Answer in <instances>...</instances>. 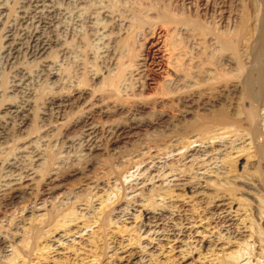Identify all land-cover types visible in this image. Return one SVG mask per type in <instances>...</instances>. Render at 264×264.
<instances>
[{
    "label": "rangeland",
    "instance_id": "obj_1",
    "mask_svg": "<svg viewBox=\"0 0 264 264\" xmlns=\"http://www.w3.org/2000/svg\"><path fill=\"white\" fill-rule=\"evenodd\" d=\"M136 1L139 5L144 4L142 8L145 10L149 9V5L152 6L148 14L150 17L152 15L153 24L152 22L146 24L140 32L131 25L135 18L134 11L140 7L136 5ZM163 7H168L174 12L176 10L175 13L184 11L191 17L196 16L195 18L205 21L217 32L234 34L238 30L242 31L244 36L242 34L239 42L242 44L239 49L243 58L245 56L246 63L248 62L247 67L264 61V45L261 46V34L264 32V0H0V101L10 96L8 98L12 97V101L15 99L14 103L12 102L16 107L14 110L23 108L17 111V116V112L13 113L12 108L8 109L11 103L7 102L0 107V131L2 132V134L0 132V148L2 145L4 148L7 144L9 146L13 143L21 147L19 149L21 152L17 153L18 156H13L14 159L11 158L10 163L15 161L19 168L24 166V163H29V156L35 149L33 141L37 139L38 134L32 132L33 125L24 124L28 115L32 118V114H35L33 113L35 106L36 112L40 109L37 125L40 124V127H43L42 130L50 131L53 129V125H50L51 112H53L50 109L53 106L49 101L53 95L57 96L56 93L68 94L63 96L67 99L70 97L69 91L72 92L71 96L77 98L81 107L86 106V109L90 106V102L93 100L96 102V98L100 95L93 94L96 83H90L93 85L89 87L80 86L77 78L86 68L90 70L92 60L98 52H104L106 49L116 51V41L118 44L122 37H126L132 31L138 32L136 47L141 53L139 63H144L141 64V69L150 83V89L143 91L144 97H155L156 93L161 92L159 86L164 81H168L169 74L173 72L168 61L169 55L180 52L175 51L171 45L174 41L173 34L175 35L178 29V32L185 37L188 34L193 35L191 30L188 32L182 26L154 21V18H160ZM211 34L213 32H209L206 37H198L196 34L198 38L194 39L191 36L188 38L193 43L201 42L195 52L209 47V50L216 53L214 50L217 49L218 42L217 40L215 42V34ZM203 37L207 40L205 41ZM109 39H111L110 42ZM225 54L230 53L225 52ZM65 68H71L69 69L71 75L68 72L67 76L65 75L63 71ZM105 70L106 68L104 72ZM53 75L55 76L52 77ZM237 83V80L229 84L222 83L213 95L207 92L203 101L211 109L209 112L201 109L204 104L199 106L202 99L199 100L196 96L192 114H184L185 117L180 116L175 110L166 107L165 109L161 106L162 104L156 108L153 104L133 108L129 107L127 101L122 106L123 110L120 111L122 113L114 117L103 119V116L96 115L95 122H100L98 125L101 128H107L117 121L136 122L151 119L157 115H162L163 120L159 123L160 125L153 124L141 130L128 127L129 133L112 141L102 139L101 148L95 150L91 156L89 154L92 151L87 150V147L84 148L86 149L84 152H79L80 148L77 145L79 140H76V145L67 143L72 138L76 139L85 130L84 125L88 120L84 117L85 115L82 117L81 113L79 114L81 108L78 109L75 106L76 103H73L72 110L73 106H69L67 110L70 111V116L72 115V122L82 119L75 125L71 123L72 127L63 128L62 134L56 136V140L53 139L52 146L56 145H54L56 152H63L59 155L63 161L55 164L57 166L55 169L59 170H55L54 173L61 172L66 175L70 173V175L65 180L56 181L53 189H50L51 185L47 186L52 179L45 178L41 181L40 175L37 174H33L26 180L25 188L19 185H14L15 189H20L17 191L12 190L11 186L5 187L8 188L6 190L3 188L0 199L3 198L0 201L13 194L16 198H8L10 202L7 206L1 205L3 208L0 210V264L10 262V257H13L15 253V246L23 245V240L31 237L32 227L40 225L48 211L58 214L57 212L75 210L78 219L68 222L66 229L51 232L48 238H41L38 249L42 248V251L36 250L28 256L21 254L17 262L96 264L94 253L96 251L101 253L104 245L103 247L108 248L106 247L105 253L101 255L102 264H218L221 258L227 256L226 258L229 259L228 255L231 252L240 248L250 249L254 237L250 236L253 230L249 227L251 217L249 208L256 194L243 187H235L238 183H234L231 188L232 193L235 192V194L231 195V192H225L213 185V181H205L206 176L214 180L220 176L221 179L233 178V176L240 179L242 176L256 175L257 158L253 156L254 149L251 148L253 145L250 136L233 137L235 126L211 128L207 134V137H215L211 140L205 138V134L201 132H192L186 136L180 133L176 136L166 135L170 133V130L177 129L178 125L182 127L195 121L200 115L209 113L211 116L215 110L233 106L238 108L240 99L235 98L233 92L236 85H239ZM258 94L261 123L264 125V86L261 90L259 88ZM219 98L223 99V102ZM36 103L39 105L37 106ZM24 114H27V117ZM56 116L58 114L53 117V123L57 120ZM111 119L114 122L102 123V120ZM47 123L48 127L51 126L50 129L46 127ZM46 131L43 133L41 131L42 134L38 133L43 136L47 133ZM29 132L31 135L27 137ZM13 135L14 137L23 135L20 138L26 136L28 139L23 138L24 140L18 143L12 142L15 141ZM42 144L46 146V143ZM43 145L42 149H44ZM241 147L248 148L250 158L247 152L238 151ZM70 150L71 153L68 154ZM85 153L88 154L85 156ZM20 154L23 157H20ZM81 154L84 157L77 159ZM228 156L236 161L235 168L226 162L229 159ZM100 160L104 164H98L97 161ZM203 161L205 165L202 167ZM186 164L188 167L191 165L195 167L193 170L188 169L185 173L170 170L173 166L184 169ZM255 171L256 174H254ZM162 172L164 175L158 176ZM149 175L155 179L147 181ZM255 177L254 179H258L257 176ZM38 189L40 190L35 198L33 192ZM156 192L161 195H154ZM95 194L97 196H94ZM122 194L124 198L118 203L116 200ZM93 196L94 204L90 207L89 203H86V198ZM100 200L110 205L107 209L114 208L111 210V217L106 219L109 225L103 234L99 230L101 225L99 218L102 216L97 214L102 208ZM94 217L95 220L92 221ZM89 218L90 223H87L86 220ZM48 229L49 227L44 231ZM258 245L259 242L252 247L253 252L257 251ZM252 259L253 257L246 255L239 260V263L249 264Z\"/></svg>",
    "mask_w": 264,
    "mask_h": 264
},
{
    "label": "bare ground",
    "instance_id": "obj_2",
    "mask_svg": "<svg viewBox=\"0 0 264 264\" xmlns=\"http://www.w3.org/2000/svg\"><path fill=\"white\" fill-rule=\"evenodd\" d=\"M138 1H140V0H138ZM137 3L138 2L136 1V5L138 6L139 4H137ZM142 5H144V4H142ZM142 5L140 4L139 5L140 7H137L135 9V11H134L135 12L134 13L135 18L133 21L131 20L132 21L131 25L136 29V31H138V29H139V32L141 31L140 30L141 28H143V27L145 28L146 24H149L150 22H152V19H151L152 15L150 17V14H148L149 10H151L150 7H152V6L149 5V9L145 10L144 8H142L143 7ZM146 7L148 8V6H146ZM155 9H156V7H155ZM158 9H160V8H158ZM131 10H132V8H131ZM152 10H153V12H155L154 9H152ZM175 12H177V11L175 10ZM175 12L172 9L165 7L162 12L160 11V13H161L160 18L159 19L154 18V21L157 20L159 22L161 21V23H163V24H174L176 26H182V28L183 27L186 28L188 30V32H189V30H191L193 32V35L188 34L185 37V36H183V34L181 32H178V29H177V31L175 30L176 33L173 32V33H175V35H177V37L173 34L172 39L174 41L171 42V45L175 51L179 50L180 52L179 53L176 52V54L169 55L170 57L168 58V61H169V65H171V67L173 68V72L170 74L168 73L170 79L168 81H164L159 86V89L161 90V92L156 93L155 97H151V98L144 97L143 91H145V89H147V88L150 89V83L147 79L146 74L141 69V64H144V63H139L140 58H141V53H140V49L139 48L137 49V47H136V42H138V41H136V38L138 37V35H137L138 32L135 33L132 31L129 34L127 33L128 35H126V37H122L121 40L118 42V44L116 41V43H115L116 44V51H108L106 49L104 52L103 51L98 52L96 57H94V59L92 60L93 64L91 65L90 70H88V68H86L80 74V76L77 78V79H79V85L80 86L83 85V86L89 87L90 85H93L90 83H92V82L96 83V87L93 89V94H96V95L100 94V95H98L99 97L96 98V102H94V100H93L92 102L89 103L90 106H88V109H86L87 108L86 106L81 107V105L78 103L79 102L78 99L75 98L74 96H71L72 92L70 93V91H69L70 97L67 99L63 97L66 94H64V95L61 94L62 95L61 96V95H58V93H56L57 96L53 95L51 101H49L51 106H53V108L50 109L53 111V112H51V118H50L51 119L50 125L51 124L53 125L52 126L53 129H51L50 131L49 130L46 131V130H42L43 127H40V124H39V126L37 125L38 124V118L40 117V116H38L39 115L38 112L40 109H38V112H36L35 103L32 102V103H34L33 105L35 106L33 109V111H35L33 113H35V114L31 113L32 118L29 117V115L27 117V114H24L27 117L24 125H27L29 123L31 124V126L33 125L32 126L33 128H31V129H33V131L32 130H30V131H32L33 133L37 132V134L39 136V137L37 136V139H34L35 141H33V143H35V149L33 150L32 155L29 156V163L26 162V163H28L27 165H26V163H24L25 165L21 166L19 168L18 167L19 165H17L15 163V161H14V163H10V162H12L11 158L13 156L15 157V155H17L18 152H21V151H19V149L21 147L19 145L14 144V143L13 144L11 143L12 145L8 146L7 143H9V142L6 143L7 146L5 145L6 147H4V148H2L3 147V145H2V147L0 148V193L3 190V188L8 187V186H11L12 190H14L15 189L14 187H16L14 185H19V186L23 187L26 183V180H28L33 174L40 175L41 181H42V179H45V178L52 179L50 182L47 183V186H49V185L52 186V188L50 187V189H53V187H55L54 185H55L56 181L65 180L66 177L68 175H70V173H68L67 175H66V173L62 174L61 172L60 173H58V172L54 173L55 170H59V169H55L57 167L55 164L60 163V161H63L62 157L59 156L60 154L62 155L63 152L62 151L56 152L54 150L55 149L54 147L56 145L54 144L55 146L54 145L52 146V141H54L53 139H55V140L57 139L56 136H59L60 134H62L61 131L63 128L67 129L69 127H72L71 123H73V125H75L76 122H79L80 119H82V118H80L79 120H77V121L75 120L74 122H72V119H73L71 117L72 115L70 116V114H69L70 111L67 109L71 105L73 106V107H71V110L74 109L73 103H76L75 106H77L78 109L81 108L79 114L81 113L82 117L85 115L84 117L87 118L88 120L86 121V123L84 125L85 130H83L79 136L77 135L78 137L76 139L72 138V140L70 139L69 142H67V143H71L72 145H76V140H79V142L77 144V145H79L78 148H80L79 152H84L86 150L84 148L87 147V150L92 151L89 154V156H91V155H93L95 150H98L101 148L102 139L103 140L107 139V141L108 140L112 141L115 138L117 139V138H120L122 136L124 137V135H126V133H129V131H127L128 127H131L132 129L141 130L144 128L151 127V125H153V124L160 125L159 123L162 122V120H163L162 115L156 114L157 116L154 118L151 117V119H142V120L136 121V122L132 121V120L131 121H125V122L124 121L123 122L117 121L116 123L111 124L107 128L104 127L105 128L104 129V128H101L100 125H98L100 122H95V117L103 116V119L107 118V117L111 118V117L118 115L119 113H122L120 111L123 110L122 106L125 105L124 102H126V101L130 105L129 107H133V108H135L136 106L139 107V105H141V107H144V106H147L148 104H153L154 108H156L162 104L161 105L162 107H164V108L166 107V108H169L171 110H175V111L179 112L180 116L185 117L184 114H186V115L192 114V107H193V104L195 103V97L196 96H198L199 100L202 99L201 103L199 104V106H202V104L205 103L203 100H204V97L207 94V92H210L209 94L213 95L218 90V87L222 83L229 84V83H231V81L237 80L238 81L237 84H239V85H236V88L233 89V92L235 93V95H234L235 98L237 97L240 99V103H239L240 105L238 104L239 105L238 108H236L234 106L233 107H227V108L220 109L218 111L215 110V113H213L211 116L209 115V113H206L205 115H200L199 118L196 119L195 121H192L189 124L187 123L185 126H182V127L178 125L177 129L175 128V130H173V129L170 130V133H166L168 131H166L165 133H166V135L173 134V136H176L177 133H180L181 135L185 134V136H186L187 134L192 133V132H201V133H204L206 135V136L204 135L205 138H207V139L209 138V140H211V138L212 139L215 138L214 136L213 137H210V136L207 137V134L210 132L211 128H213L215 126H220L222 128H226V127L229 128L231 126H235L236 130L233 132V134H234L233 137L234 136H236V137L241 136L240 138H243L245 136H250L249 138L251 140V144L253 145L251 148L254 149V155L253 156H255L257 158V164L256 165H258V171L255 169L257 171V174H256V171L254 172V174H256V175H254V176L252 175V177L250 175L242 176V178H240V179L237 178L236 176H233V178H224L223 177L224 179H221V176H220L214 180H213V178L208 177V176H206V177L204 176V177L206 178L205 181H213V183H214L213 185L218 186L219 189H223L225 192H229V193L231 192L230 193L231 195L235 194V192L232 193L233 189L231 188V186L234 183L235 184L238 183V185L237 186L235 185V187H243V188L247 189L248 191L254 192L256 194V196H254V199L252 200V203L250 204V208H249L250 216H251L250 220H249L250 221L249 227L253 230V233H256L255 235L253 233H251L252 235H250L252 238L254 237L253 243L249 247L250 249L245 248L242 250V248H240V250H237L233 253L231 252V254L228 255V256H230V258L228 257L229 259L226 258L227 256L224 258H221V259H219L220 261L218 264H240L239 260H241L246 255L253 257L252 261H249V264H264V197H263L264 196V146H263L264 125H262V123H261L262 119H261V115H260L261 113H260V108H259L260 102L258 100V95H259L258 90H259V88L261 90V88L264 86V61H261V63H259L257 65L255 63H253L255 66L250 65V67H249V65H248V67H247L246 64L248 62L246 63V59H244L245 56L243 58V55L241 54L240 49H239V46H241V44H242V43H239L240 39L242 37V34H243L242 31L238 30V32L234 33V34H230L227 32H220V31L217 32V31H215L216 30L215 28H214L215 30L211 29V27L208 26V24L205 23V21L203 22V21H200L201 19L195 18L196 16L191 17L187 13H184V11H182V13H179L180 11L178 13H175ZM152 24H153V22H152ZM129 25H130V23H129ZM134 28H131V29L134 30ZM112 31H114V30H112ZM111 32H109V34ZM192 32H191V34H192ZM209 32L210 33L213 32V34H215V42H216V40L218 42L217 43L218 47L216 50H214V51H216V53H213V50L212 51L209 50V47H207V48L204 47V48H202V50L200 52H195L196 49L201 44V42L200 43H195V42L193 43V41H190L188 38H190V36H191L192 38L196 39V37H197L196 34L198 35V37L199 36L200 37L201 36L206 37V35ZM105 34H107V33H105ZM213 34H211V35H213ZM136 35H137V37H136ZM110 36H108V37H110ZM243 36H244V34H243ZM204 37H203V39H204ZM106 40H107V38H106ZM110 40L111 39H109V42H110ZM85 41H87V40H85ZM101 41H103V40H101ZM109 42H106V43H109ZM13 44H15V43H13ZM261 44H262L261 46L264 45V32H263V34H261ZM12 46H10V47H12ZM107 46L109 47V45H107ZM111 47H113V46H111ZM140 47H141V45H140ZM6 48H7V46H6ZM260 50H262V49L260 48ZM225 52H229L230 54H227L228 55L227 56L225 54ZM250 58L252 59V57H250ZM248 61H250V60H248ZM252 61H253V59H252ZM255 61H256V58H255ZM105 68H106V70L104 72ZM69 69H71V68H69ZM69 69L65 68L63 70V71H65V75L67 72L69 73V75H71ZM52 73H54V72H52ZM57 75H58V73H57ZM54 76L55 75H53L52 77H54ZM6 81L8 82V80H6ZM71 81H72V79H71ZM3 83H4V81H3ZM6 84H8V83H6ZM257 85L259 86V88ZM46 88H47V86H46ZM52 88L53 87H51V89ZM6 89H7V87H6ZM65 89H66V87H65ZM72 89H70V90H72ZM48 91L49 90L47 89V92ZM53 91L56 92L57 90H53ZM61 91H63V90H61ZM40 92H41V90H40ZM35 95H37V94H35ZM1 96H3V95H1ZM49 96L51 98V95H49ZM8 97H10V96H8ZM8 97H4L3 99H1L0 107L4 104L6 105V103L8 102V103H11L10 106L8 107V109L12 108L14 110V108H16V107L13 106L12 102L14 103L15 99H14V101H12L13 98L11 97V99H10ZM39 97L42 98L40 95H39ZM46 98H47V96H46ZM39 99H37L38 100L37 102H39ZM219 99H220V101L223 102V99L222 100H221V98H219ZM48 100H50V99H48ZM16 101H17V99H16ZM49 102H47V103H49ZM28 103H30V101ZM15 104H17V103H15ZM18 104H20V103H18ZM38 105L39 104H37V106ZM19 107H21V106H19ZM39 108H40V106H39ZM22 109L23 108L18 109V110H22ZM201 109H204L205 111H208V112L211 111V109L205 104H204L203 108H201ZM18 110L17 109L14 110L13 113L14 112L16 113ZM9 111H11V110H9ZM67 111H69V112L65 115V113ZM6 112L9 113L8 110ZM83 112H85V114ZM56 114H58V116H56L57 120L53 123V117H55ZM162 114H163V112H162ZM12 115H14V114H12ZM3 116L5 117V114H3ZM17 116H18V112H17ZM23 119H25V118H23ZM5 120H3V122ZM90 120H92V122L89 123ZM114 120H116V119L114 118ZM114 120H112V119L107 120V121L102 120V123L106 124L110 121L114 122ZM15 121H17V120H15ZM6 122H7V120H6ZM6 124H8V123H6ZM14 125H16V124H14ZM46 127H48V123H47ZM50 127H48V128L50 129ZM11 128H13V127H11ZM48 128H46V129H48ZM5 131L7 132L6 129H5ZM41 131H42V133L44 131H46L47 133L44 134L43 136L39 135L41 133ZM38 132H40V133H38ZM64 132H65V130H64ZM229 133H232V132H229ZM1 134H2V132H1ZM6 135H8V133H6ZM30 135L31 134L29 132L27 137H29ZM22 136L16 135L14 137V135H13L15 141H12V142L18 143V142L23 141L24 139L25 140L28 139V138L26 139V136H25V138L23 137L24 139L20 138ZM148 139H151V138H148ZM43 142H44V144L46 143V146H44L42 144ZM63 142L66 145V141L64 140ZM29 144H30V142H29ZM31 144H32V141H31ZM25 145H27V144H25ZM42 145L44 146V149L41 148ZM32 146H34V145L32 144ZM62 147H64V145H62ZM24 149H25V147H24ZM26 149H27V147H26ZM112 149H114V148H112ZM21 150H23V149H21ZM238 151L239 152H247L248 157L250 158L251 154L249 153L250 151H248V148L241 147V148H239ZM26 153H28V152H26ZM67 153L70 154L71 150L68 151ZM86 154H88V153H85V156H86ZM22 155H24V154H22ZM17 156H16V158H17ZM183 156H185V154ZM20 157H23V156H21V154H20ZM83 157L84 156L81 154V155H78L77 159L83 158ZM88 157H87V159H88ZM12 159H14V158H12ZM21 159H23V158H21ZM226 159H228V158H226ZM89 160H91V158H89ZM89 160H87V161H89ZM19 161H20V159H19ZM102 162H104V159H102ZM226 162L230 163L229 165H231V167H234V168L236 167L234 164L236 161H234V159L232 157H229V159ZM97 163L98 164H104V163H101V160L97 161ZM204 165H205V161L202 162L201 166L203 167ZM184 166H185L184 169L173 166L170 170H171V172L180 171L182 173L183 172L185 173L188 171V169L193 170L195 167L194 165H191L188 167L187 164ZM50 174L55 175V177L53 175H50ZM162 175H164L163 172L161 174H159L158 176H162ZM255 176H257L258 179H254ZM154 179H155V177H151L149 175L147 181L148 180L152 181ZM19 186H17V187H19ZM26 186H27V184H26ZM26 186H24V188ZM6 189H8V188H5L4 190H6ZM17 189H19V188H17ZM17 189H15V190L17 191ZM39 190L40 189L34 190L33 193H34L35 198L38 196ZM151 191L153 192L155 190H151ZM8 194L9 193H7V195ZM5 195H6V193H5ZM30 195H31V193H30ZM154 195L159 196L161 194H158L156 192V194H154ZM94 196H97V194H95ZM94 196L91 198H88V197L86 198L87 199L86 203L88 202L90 207H93ZM8 198L14 199V198H16V196H14V194H13V195H11V197L9 196ZM8 198L6 197V199L4 198V200L0 201L1 202L0 203V210L4 206L9 205L8 202H10V199L8 200ZM123 198H124V195L122 194L121 197L118 196L116 201L119 203V201ZM1 205L3 207H1ZM101 205H102V208L97 214L102 216L99 218V220H101V223H100L101 225L99 226V230L103 234L106 231L107 225H109L107 223L106 219H109L111 217V210H114V208L113 209H107L110 207V205L105 204L104 200L101 201ZM154 209H155V206H154ZM66 211L62 212V213L57 212L58 214H56V213L54 214L52 211H48L45 214L46 218L40 222V225H38L36 227L32 225L33 227H32V231H31L32 232L31 237L27 238V239L25 238L23 240V245L15 246L14 256L10 257L11 259H10V262H8V263L9 264H27L26 262H24V263L17 262V258H19L21 254L24 256H26V255L28 256L29 253L32 254V252H34L36 250H38V251L41 250L42 248L38 249V248H40L38 243H39V240L41 238H48V234H50L51 232L53 233V232H56L57 230H60V229H66L68 226V222H72V221H75L78 219V216H77V213L75 212V210L74 211L70 210L68 212H66ZM84 217H86L85 214L83 215V218ZM94 220H95V217L92 218V221H94ZM86 221H87V223H90V218H89V220H86ZM47 227H49V229L47 231H44V229ZM257 242H259L258 249L256 252H253L254 248L252 249V247L255 246L257 244ZM13 245H14V242H13ZM103 246L101 248V250H103L101 253L97 252V251L94 253V259L97 260L96 264H102L101 263V257H102L101 255H103V253H105L104 249L107 247L106 245H105L106 247H103ZM144 248H146V247H144Z\"/></svg>",
    "mask_w": 264,
    "mask_h": 264
}]
</instances>
